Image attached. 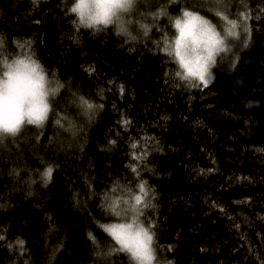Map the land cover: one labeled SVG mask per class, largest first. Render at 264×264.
<instances>
[{
	"label": "trees",
	"instance_id": "obj_1",
	"mask_svg": "<svg viewBox=\"0 0 264 264\" xmlns=\"http://www.w3.org/2000/svg\"><path fill=\"white\" fill-rule=\"evenodd\" d=\"M71 4L0 0V58L32 56L59 87L43 127L0 143V264H133L105 228L130 215L154 264H264V0H140L129 36L78 26ZM184 11L243 33L207 85L165 51Z\"/></svg>",
	"mask_w": 264,
	"mask_h": 264
},
{
	"label": "clouds",
	"instance_id": "obj_2",
	"mask_svg": "<svg viewBox=\"0 0 264 264\" xmlns=\"http://www.w3.org/2000/svg\"><path fill=\"white\" fill-rule=\"evenodd\" d=\"M140 0H72L71 8L78 7L77 12H71L75 23L93 32L112 28L117 35L129 36L131 29L128 17L136 10ZM107 20V23L97 21ZM181 26L187 23L185 16L174 19ZM201 25L192 22L191 31L186 33L182 41L181 51L185 59L192 64L207 60L206 78L215 67L214 54L218 46L212 48L207 38L201 32ZM179 30V29H178ZM180 37V30L178 31ZM230 38L224 34L217 39L224 44ZM212 54L209 55V49ZM175 55V53L173 54ZM178 80L187 88L196 86L197 77L186 74V70L177 64ZM59 87L47 75L44 66L32 56L0 58V143L9 138H15L25 126L43 127L47 119L37 121L33 118L45 104L50 109V101L58 95ZM154 255V250H153ZM131 258V257H130ZM133 264H139L131 258Z\"/></svg>",
	"mask_w": 264,
	"mask_h": 264
},
{
	"label": "snow or ice",
	"instance_id": "obj_3",
	"mask_svg": "<svg viewBox=\"0 0 264 264\" xmlns=\"http://www.w3.org/2000/svg\"><path fill=\"white\" fill-rule=\"evenodd\" d=\"M35 3L36 0H33ZM71 12H77L78 7H74L70 9ZM184 16L187 18V23L181 26L180 22L177 21V28L180 30V37L175 41V56L178 58L179 64L182 68L186 70V74L197 77L199 81L203 82L205 85L208 83V77L206 78L205 73L207 72V60L203 62H197L192 64L188 60L185 59L184 55L182 54L181 47L182 41L185 37L186 33L191 31V24L192 22H198L201 27L202 34L207 38V42L212 46V48H216L222 44L220 40L217 39V34L209 27H207V22L204 21L202 18L195 16L190 12H185ZM107 20L97 21V23H107ZM232 28L236 27L235 22H231ZM229 35L231 37H236L237 33L235 31L230 30ZM212 48L209 49V55L212 54ZM168 55H172L167 49H165ZM176 76H179V72L175 73ZM82 102L86 105L87 109L91 110L94 105L88 103L87 101ZM49 107L47 104L43 106L42 109L38 110L37 113L34 114L33 118L37 121H43L48 119L49 115ZM57 124H60V120L56 121ZM135 148L136 145H133ZM51 169H48L45 172V177L50 178L51 176ZM135 171V169H133ZM139 191L144 194V197H147L148 193L145 189L143 184L140 185ZM135 203L131 206L132 211L136 213H140V209L137 208L138 205L143 204L144 208L151 207L150 201L142 199L140 195H136L134 197ZM127 203V202H125ZM113 235L114 239L118 244L121 245L120 250L126 251L130 253L131 258L136 259L139 264H153V260L155 256L153 255V236L154 233L150 232L149 228L143 226L142 224L138 223L136 220H133L131 224L126 225H119L118 227H114L109 230ZM2 239V237H0ZM18 244L22 245L23 241H17Z\"/></svg>",
	"mask_w": 264,
	"mask_h": 264
},
{
	"label": "rangeland",
	"instance_id": "obj_4",
	"mask_svg": "<svg viewBox=\"0 0 264 264\" xmlns=\"http://www.w3.org/2000/svg\"><path fill=\"white\" fill-rule=\"evenodd\" d=\"M185 12H188V11H184L180 16H184V13ZM192 13V12H190ZM194 14L195 16H198L200 18H202L200 15L198 14H195V13H192ZM180 16H178L177 18H179ZM204 21L207 22V27L211 28L217 35H220V34H224L225 36H229L230 38H228L227 40H225L224 44L223 45H219L218 46V51L214 54V57L213 59H215V57L217 56V54L219 53H225L227 51L230 50V47L234 44V47L236 46V41H237V46L239 44V41H241L243 39V33L240 34L238 33L236 37H231L229 35V31L232 30V31H235L237 33V30L236 29H233L231 26L227 25V26H224V27H221L220 29L218 28H215L209 21H207L206 19L202 18ZM176 29V28H175ZM178 29H176V37H174L172 40H171V44L169 45V49H170V52L172 53H175V41L179 38L178 37ZM177 62L179 63L178 61V58L175 56ZM213 73H211L209 75V77L207 78L208 79V82L211 80V78L213 77L212 75ZM56 85L57 83L54 82ZM203 83V82H202ZM204 84V83H203ZM135 197V196H134ZM134 197L129 199V201H127V203L125 204V207L127 208H132L131 206L135 203L134 201ZM123 208H121L120 210H122ZM133 220H136V218L134 217V215H130V219L129 220H124V221H117V222H113V223H109L106 225V231L108 233L111 234V232L109 231L110 229L114 228V227H118L119 225H126V224H131L133 222ZM138 223H140L138 220H136ZM141 224V223H140ZM112 235V234H111ZM113 236V235H112ZM153 248V246H152ZM153 264H154V260H153Z\"/></svg>",
	"mask_w": 264,
	"mask_h": 264
}]
</instances>
